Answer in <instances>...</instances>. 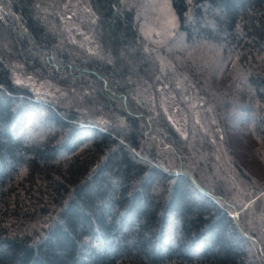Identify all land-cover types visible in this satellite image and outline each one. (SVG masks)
I'll return each mask as SVG.
<instances>
[{
	"label": "trees",
	"instance_id": "16d2710c",
	"mask_svg": "<svg viewBox=\"0 0 264 264\" xmlns=\"http://www.w3.org/2000/svg\"><path fill=\"white\" fill-rule=\"evenodd\" d=\"M156 1L0 0V264H264V0Z\"/></svg>",
	"mask_w": 264,
	"mask_h": 264
},
{
	"label": "rangeland",
	"instance_id": "374dc122",
	"mask_svg": "<svg viewBox=\"0 0 264 264\" xmlns=\"http://www.w3.org/2000/svg\"><path fill=\"white\" fill-rule=\"evenodd\" d=\"M154 3H146V6L150 9L154 6L152 12L155 13V16H150L149 13L143 15V20L146 22L143 21L140 27L141 36L150 50H156L159 46L157 44L160 42H166L169 38L176 37L178 29L176 15L171 7L170 0H158L155 4ZM177 37L178 38L176 39L181 42L184 40L183 35H178ZM66 105L72 106L71 101L67 102ZM246 121L247 119L242 118L241 116H236L233 120L234 127H237V124H241L244 127L248 126ZM234 127L232 128V131L236 133V127ZM247 165L255 172V174H258L259 176H262V174L264 175V167L261 174L256 171L252 163H247ZM240 187L243 189L244 184L240 183ZM244 208L248 209L249 217L253 218L254 223L257 225V229L262 232L261 235L264 237V191L250 197ZM244 218H246V216Z\"/></svg>",
	"mask_w": 264,
	"mask_h": 264
}]
</instances>
